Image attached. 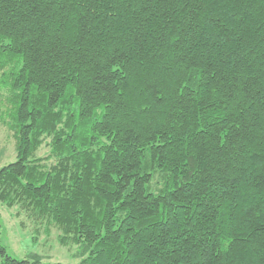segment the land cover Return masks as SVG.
Here are the masks:
<instances>
[{
    "label": "trees",
    "instance_id": "1",
    "mask_svg": "<svg viewBox=\"0 0 264 264\" xmlns=\"http://www.w3.org/2000/svg\"><path fill=\"white\" fill-rule=\"evenodd\" d=\"M0 93V203L78 264H264V0H0Z\"/></svg>",
    "mask_w": 264,
    "mask_h": 264
},
{
    "label": "rangeland",
    "instance_id": "2",
    "mask_svg": "<svg viewBox=\"0 0 264 264\" xmlns=\"http://www.w3.org/2000/svg\"><path fill=\"white\" fill-rule=\"evenodd\" d=\"M2 102L3 95L0 93V112L6 108ZM47 152V147L43 146L37 155L44 156ZM14 160V140L0 117V168ZM58 234L59 230L54 225L34 221L17 206L9 208L0 203V242L9 256L23 259L29 253H37L46 264H78L79 258L74 256L77 246L60 245Z\"/></svg>",
    "mask_w": 264,
    "mask_h": 264
}]
</instances>
